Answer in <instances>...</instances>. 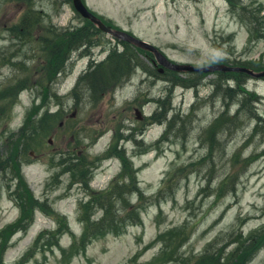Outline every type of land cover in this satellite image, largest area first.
<instances>
[{
    "label": "rangeland",
    "instance_id": "1",
    "mask_svg": "<svg viewBox=\"0 0 264 264\" xmlns=\"http://www.w3.org/2000/svg\"><path fill=\"white\" fill-rule=\"evenodd\" d=\"M239 1L258 31L246 12L264 26V0ZM83 2L175 63L264 69V39L249 41L227 0ZM70 3L0 0V94L41 78L0 124V264H264V79L209 74L183 89L142 75L84 96L78 78L113 45L100 36L48 82L35 74L43 38L87 27ZM103 191L124 193L118 230L94 235L91 194Z\"/></svg>",
    "mask_w": 264,
    "mask_h": 264
},
{
    "label": "trees",
    "instance_id": "2",
    "mask_svg": "<svg viewBox=\"0 0 264 264\" xmlns=\"http://www.w3.org/2000/svg\"><path fill=\"white\" fill-rule=\"evenodd\" d=\"M232 3L234 4L233 6H236L237 8L243 7V5L240 3L239 0H231V4ZM246 14L251 16L253 18V22L255 23V25L258 26V31L256 27V31L254 32L253 27L251 26L250 22H246L243 16L239 14L240 16V17L238 16L239 19L243 23L245 22L244 24H246V26L248 27L250 41H253L255 38L264 39V26H263L262 20L261 19L259 20L257 11L254 10L250 12L249 10H247ZM86 23H87L86 25L87 29L86 28L78 29L77 31H74V33L72 31H69V32L65 31L64 34H60L57 36L50 35V37L46 36L45 38H43L42 46L44 48L41 50V54H42L41 58L43 60L42 62H44L45 65L44 66L42 65V68L38 70L39 74H41V71L43 70V68H45L46 71L51 75L49 79L52 80L57 71L64 70L65 72L67 68V63L70 59L71 54L74 51L82 50L83 47H86L87 45L92 43V38L96 35H95V32L94 33L90 32V29L93 28L91 27V24L88 22ZM30 52L34 53V57H35V50L32 49L30 50ZM116 52L117 51L113 49V51L111 52L109 56V61L111 60L109 70L102 73L101 71L96 69V71L87 73L80 77L79 83L82 84L83 92L88 93L90 95L93 92H97L102 95V94H105L106 92H113L117 87H119L123 83L121 80V77L118 78L119 74L118 72L115 71V69L118 67H123L125 65L126 67L129 66L130 61L137 59V55L134 54L131 47L127 44L124 46V49L122 52L120 53L118 52L116 53ZM237 74L238 73H227V74L224 73L220 75L221 76L229 75V76L237 77L236 76ZM238 75H243V74H238ZM201 78L202 76L199 75V76H194V78L193 77L186 78V80L182 79V80H177V81H174V80H171V81L172 83H176V85L178 86H182L184 88H190L191 86H195L196 84H198ZM31 81L33 80L27 77L26 79L22 80L20 83L18 81L16 84L3 89L2 93L0 94V124L6 119L7 112L11 109L13 104L16 102L17 93L23 90V88H27ZM37 84H40V82H37ZM243 111L245 110L242 107L241 108L239 107L237 112L240 115ZM219 121L220 119H218L216 123ZM176 122L177 120H174V119L172 120L173 127L175 126L174 124ZM220 123H221L220 125L222 126V128L226 127L225 126L226 121L224 119H221ZM216 126L217 125L213 126V128L211 129V132H210L211 134L214 133L215 131L214 129ZM257 130H258V127L254 129L253 135L257 134ZM11 154L14 155L15 154L14 151H12L10 155ZM10 162L11 161H9V163ZM6 168H8V166L0 162V173L5 171ZM13 172L16 177H19V175H17V168L15 167V162L13 164ZM85 173H88L87 168L85 169ZM123 194L124 193H121L120 195H115L113 193H105L103 195L92 198L94 202H91V204H93V206L91 207H96L100 209L101 211H103V216L101 220L93 224V229L95 231L94 235L102 234L105 232L117 233L118 229L115 227V223H114L115 220L113 218L114 217L116 219L119 218L118 217L119 215H117V213L119 212V209L116 208V202L121 199ZM130 212H135V214H137L136 207L134 211L128 210L127 215H129ZM135 221H137L136 218H135ZM87 227H88V224H87ZM213 255L214 253H212V256Z\"/></svg>",
    "mask_w": 264,
    "mask_h": 264
},
{
    "label": "water",
    "instance_id": "3",
    "mask_svg": "<svg viewBox=\"0 0 264 264\" xmlns=\"http://www.w3.org/2000/svg\"><path fill=\"white\" fill-rule=\"evenodd\" d=\"M73 6L75 10L85 19H88L90 22L94 23L100 30L108 33L114 38H118L121 40H125L127 42L132 43L133 45L151 52L156 61L163 67L169 68L176 72H213V71H244L248 75L260 78L264 77V71L260 73H253L252 71L245 70V69H234V68H227L224 66H209V67H192V66H183V65H175L170 62H168L153 46L149 45L148 43L135 39L133 37H130L129 35L122 33V32H113L109 28L105 27L95 16H93L90 12L86 10L84 5L82 4L81 0H73Z\"/></svg>",
    "mask_w": 264,
    "mask_h": 264
},
{
    "label": "flooded vegetation",
    "instance_id": "4",
    "mask_svg": "<svg viewBox=\"0 0 264 264\" xmlns=\"http://www.w3.org/2000/svg\"><path fill=\"white\" fill-rule=\"evenodd\" d=\"M105 63H106V61H102V63H101V61L98 62V63L93 62L92 65H91V70L95 69L96 67L101 66V65H103ZM132 71H133V69H131V70H123V72H132Z\"/></svg>",
    "mask_w": 264,
    "mask_h": 264
}]
</instances>
